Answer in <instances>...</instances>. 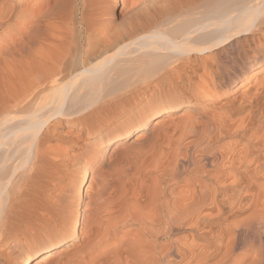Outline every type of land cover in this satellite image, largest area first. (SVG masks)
I'll return each mask as SVG.
<instances>
[{
  "label": "bare ground",
  "instance_id": "6f19581e",
  "mask_svg": "<svg viewBox=\"0 0 264 264\" xmlns=\"http://www.w3.org/2000/svg\"><path fill=\"white\" fill-rule=\"evenodd\" d=\"M118 1L0 0V264H264V0Z\"/></svg>",
  "mask_w": 264,
  "mask_h": 264
},
{
  "label": "rangeland",
  "instance_id": "374dc122",
  "mask_svg": "<svg viewBox=\"0 0 264 264\" xmlns=\"http://www.w3.org/2000/svg\"><path fill=\"white\" fill-rule=\"evenodd\" d=\"M107 1H108V4H107ZM118 3V4H117ZM104 6H106L107 8L109 7V9L110 10H112L113 12H114V14L116 15V16H118L119 15V13H120V8H121V6L119 5V1L118 0H106V2H104ZM111 6V7H110ZM112 8V9H111ZM241 90V89H240ZM240 90L239 91H237V92H235V94H238L239 92H240ZM53 126V128L55 129V130H57V132L59 133H62V134H64V133H69V134H72V135H75V136H80V137H82L83 136V132H82V130L80 129V127L79 126H77V125H73V124H68V123H65V122H63V121H59V122H57V124H54V125H52ZM64 132V133H63ZM83 138V140H81L80 141V144H82L83 142H89L90 141V138H86L85 136L84 137H82ZM84 143L82 144V145H80L77 149L78 150H72V149H69V154H75L76 152H81V151H83L84 150ZM111 148H112V145L111 146H108V147H106V154H105V157H104V159L106 160V158H108L109 157V154L111 153ZM105 149V148H104ZM76 151V152H75ZM116 153H118L117 155L115 154L114 156H116L117 158H115V157H112V159L114 158V159H118V160H121V159H124V156L125 155H121V154H124V153H122V151L120 152H116ZM119 155V156H118ZM123 156V157H122ZM121 158V159H120ZM70 160V162L71 163H73L74 161L73 160H71V158L69 159ZM75 160V159H74ZM73 161V162H72ZM87 162H89V161H87ZM93 162V161H92ZM73 164H76V165H74V166H78V168H76V170H73L72 171V173L73 174H78V176L79 175H81V173H82V170H83V166L86 164V162L84 161V160H82L81 158H78V159H76L75 160V163H73ZM78 164V165H77ZM92 164V163H91ZM74 168V167H73ZM75 169V168H74ZM83 192V191H82ZM83 211H82V207L80 208V210L78 211V215H77V217L78 218H81V213H82ZM20 224V225H19ZM16 226H14V228H15V231H13V238L11 239V240H9L10 241V243L9 242H1L0 243V248L2 249V250H4V251H6L7 249H8V244H12V243H14V244H16V245H18V247H16V248H20V249H22L23 247H24V245H26V244H29V242L32 240V238L29 240L28 239V237H33L32 235L34 234V232H35V230L34 229H29L27 226L25 227V224H21V222L19 223V222H17V224H15ZM62 230L64 231V233L67 235V234H71V233H67L68 231H67V228H68V225L67 224H63L62 225ZM12 234V233H11ZM28 234V235H27ZM50 234H52V233H50ZM75 234H76V240H75V243H76V246H78L80 243H81V240L79 239V236H80V231H79V229H78V231L76 230L75 231ZM70 237V235H68V238ZM246 248H248V247H246ZM6 264H15V263H11V262H7Z\"/></svg>",
  "mask_w": 264,
  "mask_h": 264
}]
</instances>
